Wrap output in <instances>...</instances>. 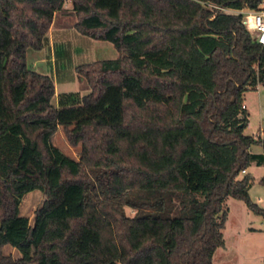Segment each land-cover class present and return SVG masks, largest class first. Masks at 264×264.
Instances as JSON below:
<instances>
[{"label": "trees", "instance_id": "16d2710c", "mask_svg": "<svg viewBox=\"0 0 264 264\" xmlns=\"http://www.w3.org/2000/svg\"><path fill=\"white\" fill-rule=\"evenodd\" d=\"M262 1L72 0L77 31L119 56L78 65L91 91L55 105L27 51L43 48L65 0H0V264H214L228 197L264 216L253 177L238 178L264 165L250 150L261 138L244 134L264 45L242 14L208 5ZM187 30L219 41L191 48ZM59 126L79 159L53 143ZM35 190L45 199L31 223L20 205Z\"/></svg>", "mask_w": 264, "mask_h": 264}, {"label": "rangeland", "instance_id": "374dc122", "mask_svg": "<svg viewBox=\"0 0 264 264\" xmlns=\"http://www.w3.org/2000/svg\"><path fill=\"white\" fill-rule=\"evenodd\" d=\"M76 21L72 0H65L63 9L57 12L54 24L45 37L43 48L27 51V65L53 78L56 85V95L53 98L55 105H58L59 98L65 93L75 94L80 98L91 91L87 81L77 73L75 68L78 65L95 60L115 59L119 56L118 50L111 42L95 40L79 33L75 28ZM185 38L191 48L199 45L202 49H206L212 41H219L218 37L197 30H187ZM244 105L249 112V124L244 134L261 138L262 142L252 145L250 150L253 153H262L264 85L259 84L256 89L246 91ZM52 141L66 155L80 158L81 145H71L62 126H59ZM247 174L253 177L249 196L264 209V165L252 163L246 173L241 172L238 178ZM44 199V194L39 190L27 193L22 199L20 214L27 216L33 223L35 210L42 205ZM225 206L228 218L223 233L228 251H224V248L217 249L214 264H264V216L253 213L242 200L233 197L225 200ZM125 211L129 216L135 214V210L128 206ZM12 248L16 251V256H20L19 251L9 245L5 246V253L9 254Z\"/></svg>", "mask_w": 264, "mask_h": 264}, {"label": "built area", "instance_id": "2783aa9c", "mask_svg": "<svg viewBox=\"0 0 264 264\" xmlns=\"http://www.w3.org/2000/svg\"><path fill=\"white\" fill-rule=\"evenodd\" d=\"M209 7L218 10L219 12L242 14V23L249 30L254 38L262 45H264V0L260 5L258 10L242 9L233 10L223 6H218L215 4H208ZM245 106V105H244ZM246 107V106H245ZM246 173V170L242 171Z\"/></svg>", "mask_w": 264, "mask_h": 264}, {"label": "crops", "instance_id": "0c3cea01", "mask_svg": "<svg viewBox=\"0 0 264 264\" xmlns=\"http://www.w3.org/2000/svg\"><path fill=\"white\" fill-rule=\"evenodd\" d=\"M224 251H228L227 244H225ZM9 254L13 255L14 257H20V256H16V251L13 248L9 250ZM223 255H222V257H223Z\"/></svg>", "mask_w": 264, "mask_h": 264}, {"label": "water", "instance_id": "95a60500", "mask_svg": "<svg viewBox=\"0 0 264 264\" xmlns=\"http://www.w3.org/2000/svg\"><path fill=\"white\" fill-rule=\"evenodd\" d=\"M0 227H1V223H0Z\"/></svg>", "mask_w": 264, "mask_h": 264}]
</instances>
